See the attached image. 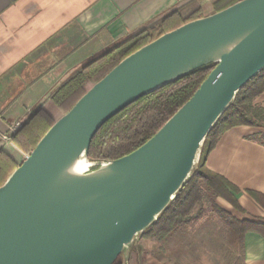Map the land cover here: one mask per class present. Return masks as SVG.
Instances as JSON below:
<instances>
[{
	"label": "water",
	"instance_id": "water-1",
	"mask_svg": "<svg viewBox=\"0 0 264 264\" xmlns=\"http://www.w3.org/2000/svg\"><path fill=\"white\" fill-rule=\"evenodd\" d=\"M212 68L145 144L89 160L109 119L200 68ZM264 70V0H241L134 52L94 84L0 187V264H113L175 199L238 91ZM83 173L74 171L81 159Z\"/></svg>",
	"mask_w": 264,
	"mask_h": 264
},
{
	"label": "crops",
	"instance_id": "crops-1",
	"mask_svg": "<svg viewBox=\"0 0 264 264\" xmlns=\"http://www.w3.org/2000/svg\"><path fill=\"white\" fill-rule=\"evenodd\" d=\"M214 1V0H210ZM197 0H0V149L28 117L83 66L132 34ZM210 2L208 3V7ZM264 101L262 95L256 102ZM264 128L235 126L208 154L207 168L264 215ZM246 210V209H245ZM133 264L137 255L130 253ZM242 264H264V237L248 232ZM140 258V255H139Z\"/></svg>",
	"mask_w": 264,
	"mask_h": 264
},
{
	"label": "trees",
	"instance_id": "trees-1",
	"mask_svg": "<svg viewBox=\"0 0 264 264\" xmlns=\"http://www.w3.org/2000/svg\"><path fill=\"white\" fill-rule=\"evenodd\" d=\"M239 1L241 0H197L185 9L165 15L158 25L132 34L83 66L28 117L10 141L0 149V187L24 161L20 157L30 155L56 121L68 113L94 84L121 61L162 35L186 23L220 12ZM211 70L208 67L200 68L140 98L113 116L94 136L89 149V160L112 161L141 147L192 98ZM262 95L264 70L238 91L233 102L207 134L199 161L190 177L158 220L140 234L142 237L167 242L181 228L202 218L206 212V203L210 204L211 211L224 222L226 237L232 247L238 246L243 251L244 237L248 232L264 237V220L239 219L218 204L217 200L221 198L237 211L246 212L238 201L239 191L206 166L208 154L225 131L235 126L264 128V107L256 102ZM257 141L264 145V132L260 133ZM257 202L264 207V196L257 197ZM132 249H135L134 245ZM113 264H124L122 255Z\"/></svg>",
	"mask_w": 264,
	"mask_h": 264
},
{
	"label": "rangeland",
	"instance_id": "rangeland-1",
	"mask_svg": "<svg viewBox=\"0 0 264 264\" xmlns=\"http://www.w3.org/2000/svg\"><path fill=\"white\" fill-rule=\"evenodd\" d=\"M261 103L264 105V101ZM19 124L20 128L22 123ZM217 202L239 219L264 220V215L256 217L252 208L246 207L242 213L224 199L218 198ZM205 210L202 218L181 228L167 242L137 236L135 249L133 245L125 249L126 264H133L132 251L137 255V264H242L243 251L228 242L224 222L211 211L209 203Z\"/></svg>",
	"mask_w": 264,
	"mask_h": 264
},
{
	"label": "bare ground",
	"instance_id": "bare-ground-1",
	"mask_svg": "<svg viewBox=\"0 0 264 264\" xmlns=\"http://www.w3.org/2000/svg\"><path fill=\"white\" fill-rule=\"evenodd\" d=\"M87 161L85 160V158H81L74 166V171L76 173H83L84 171H86L87 169Z\"/></svg>",
	"mask_w": 264,
	"mask_h": 264
},
{
	"label": "built area",
	"instance_id": "built-area-1",
	"mask_svg": "<svg viewBox=\"0 0 264 264\" xmlns=\"http://www.w3.org/2000/svg\"><path fill=\"white\" fill-rule=\"evenodd\" d=\"M19 125H20V124L18 123V124H16L15 126H13V127L10 129V132H9L8 138H9V137H12V135L15 133V131L19 129Z\"/></svg>",
	"mask_w": 264,
	"mask_h": 264
}]
</instances>
